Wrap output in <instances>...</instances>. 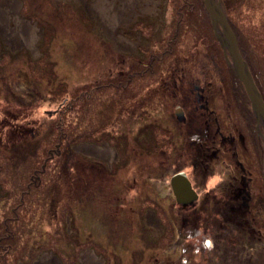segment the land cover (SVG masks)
<instances>
[{
  "label": "rangeland",
  "instance_id": "1",
  "mask_svg": "<svg viewBox=\"0 0 264 264\" xmlns=\"http://www.w3.org/2000/svg\"><path fill=\"white\" fill-rule=\"evenodd\" d=\"M92 3L0 0V264H264V142L203 0ZM221 6L264 103V0ZM197 91L252 174L249 231L202 210L203 235L172 195L187 164L167 113Z\"/></svg>",
  "mask_w": 264,
  "mask_h": 264
},
{
  "label": "flooded vegetation",
  "instance_id": "2",
  "mask_svg": "<svg viewBox=\"0 0 264 264\" xmlns=\"http://www.w3.org/2000/svg\"><path fill=\"white\" fill-rule=\"evenodd\" d=\"M226 62L229 63L227 58ZM165 88L167 90V85ZM178 94L177 90L173 97L178 98ZM197 94L195 100L199 103L198 108L195 107L193 100H190V104H185L184 102L187 101L185 100L186 96L181 99L185 93H181V100L175 99L176 103H170L171 107L169 106L170 110L167 113L170 119V127L176 128L175 131L177 132L175 135L170 134L169 138H183L180 140L181 143H184L185 148L182 160L187 164L184 168L175 169L170 180L175 174L184 173L191 184V188L197 195V199L193 203L188 205L177 203V205L181 212L186 213L188 209H191L194 225L199 217L203 219V231L201 232L203 235H205L204 232H208L209 227L207 223L210 222L212 224L213 221L201 217L202 210L217 213L215 216L220 221L214 224L213 227L229 218L231 229L237 228L238 230L249 231V229L251 230V226L248 222V213L251 202L254 200L250 191L252 174L247 173V170L239 159L237 136L229 131H227L228 134L225 133V130L219 123L220 119L215 113L216 110L209 108L208 96H205L203 91H200V93L197 91ZM188 99L191 98L188 97ZM252 116L255 119L256 134L264 142L263 128L261 129L262 124L260 123L261 125L259 126L253 113ZM186 127H190V130H184ZM171 128H167L166 131L171 133ZM17 130L20 131V128L17 127ZM252 133L255 132L252 131ZM22 137L23 135L18 133L17 139L22 141ZM240 139L242 140V138ZM262 157L263 153L262 155L258 153L259 164L262 163ZM260 166L262 167V165ZM214 177L218 179V182L215 186L210 187V181ZM201 189H203V192H201ZM212 197L215 198L213 204L215 211L210 210ZM230 216H233V218ZM189 217H183V224L186 225L185 229L190 223ZM198 234L199 232L196 236H199ZM182 238L183 235L181 236Z\"/></svg>",
  "mask_w": 264,
  "mask_h": 264
},
{
  "label": "water",
  "instance_id": "3",
  "mask_svg": "<svg viewBox=\"0 0 264 264\" xmlns=\"http://www.w3.org/2000/svg\"><path fill=\"white\" fill-rule=\"evenodd\" d=\"M205 9L209 15L217 41L220 43L224 55L228 59L231 70L236 79L241 83L249 100L251 110L264 129V103L258 92L246 63L243 61L236 37L232 32L227 18L221 6V0H203ZM220 31V34L218 33ZM170 187L175 202L188 205L197 199L196 193L184 173L175 174L170 180Z\"/></svg>",
  "mask_w": 264,
  "mask_h": 264
},
{
  "label": "bare ground",
  "instance_id": "4",
  "mask_svg": "<svg viewBox=\"0 0 264 264\" xmlns=\"http://www.w3.org/2000/svg\"><path fill=\"white\" fill-rule=\"evenodd\" d=\"M92 6H91V10H94V11L100 13V15L102 14V11H103V8H104L103 0H93ZM13 19H14V21L16 23V29H19V31L17 32L18 35L20 37H23L24 40H25L26 37H29V41H30L33 38L32 35H35L34 28L29 26V24H27V23L23 22L22 20H20L19 17L17 16V14L13 15ZM23 34H25V35H23ZM25 41H28V40L26 39ZM228 59H229V56H228ZM104 151L105 152H110L108 149H105ZM230 217L233 218V216H230ZM230 228H231V221H230L229 218L227 220H225L224 222L218 224L215 227L216 232H218L219 234H222V235L225 233V231H227ZM89 260H91V262H89ZM88 263L89 264H94V263H97V260L95 259L94 256L92 257V255L89 254L88 255ZM88 263H86V264H88Z\"/></svg>",
  "mask_w": 264,
  "mask_h": 264
}]
</instances>
